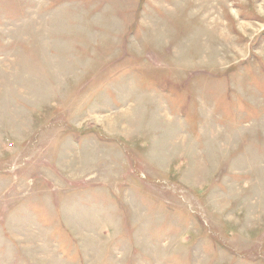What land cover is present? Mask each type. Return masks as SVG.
Masks as SVG:
<instances>
[{
    "label": "rangeland",
    "instance_id": "rangeland-1",
    "mask_svg": "<svg viewBox=\"0 0 264 264\" xmlns=\"http://www.w3.org/2000/svg\"><path fill=\"white\" fill-rule=\"evenodd\" d=\"M0 264H264V0H0Z\"/></svg>",
    "mask_w": 264,
    "mask_h": 264
}]
</instances>
